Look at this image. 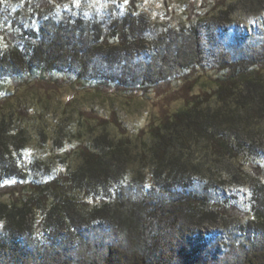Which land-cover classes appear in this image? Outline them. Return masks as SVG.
<instances>
[{
  "label": "trees",
  "instance_id": "obj_1",
  "mask_svg": "<svg viewBox=\"0 0 264 264\" xmlns=\"http://www.w3.org/2000/svg\"><path fill=\"white\" fill-rule=\"evenodd\" d=\"M181 1L172 19L131 3L99 14L0 0V264H175L150 261L149 227L228 220L205 190L242 181L262 239L239 264H264V0ZM249 12L263 30L250 51L201 64L199 28ZM176 67L197 90L126 127L117 103ZM97 232L118 241L101 251Z\"/></svg>",
  "mask_w": 264,
  "mask_h": 264
},
{
  "label": "rangeland",
  "instance_id": "obj_2",
  "mask_svg": "<svg viewBox=\"0 0 264 264\" xmlns=\"http://www.w3.org/2000/svg\"><path fill=\"white\" fill-rule=\"evenodd\" d=\"M70 2L71 0H63L64 5L60 10L103 14L112 4L119 2L123 6L127 3L138 5L140 9L152 14L165 9L167 16L172 19H175L172 11L183 3L181 0H74L75 4L70 6ZM195 4L198 7L201 3ZM196 6L192 11H200ZM258 15L257 12H249L233 21L225 19L220 23L209 22L200 27L201 48L198 61L201 64H213L222 59L239 58L249 52L251 45L257 43L263 32L257 20ZM166 75L167 80L159 88L128 98L131 100L130 104L125 98L117 103L119 119L130 130L147 126L155 115L170 104H181L182 100L174 101L181 93L198 88L195 79L182 86L185 74L178 67L169 68ZM190 76L193 77V74ZM259 171L260 176H263L264 168L257 172ZM239 185H228L227 189L205 190L209 198L222 201L228 207V220L191 219L178 214L162 218L149 227L147 249L150 261H156L163 252L174 259L175 264H239L245 253L262 239L261 231L247 223L250 217V188L244 181ZM88 241L102 251L106 245L118 240L108 232H97Z\"/></svg>",
  "mask_w": 264,
  "mask_h": 264
}]
</instances>
